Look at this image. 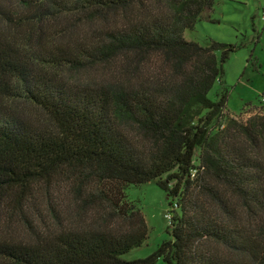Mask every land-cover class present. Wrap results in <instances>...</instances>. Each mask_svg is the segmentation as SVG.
I'll use <instances>...</instances> for the list:
<instances>
[{
	"label": "trees",
	"instance_id": "obj_1",
	"mask_svg": "<svg viewBox=\"0 0 264 264\" xmlns=\"http://www.w3.org/2000/svg\"><path fill=\"white\" fill-rule=\"evenodd\" d=\"M212 6L0 0V264H264V102L225 116L235 47L183 37ZM149 181L169 239L125 260Z\"/></svg>",
	"mask_w": 264,
	"mask_h": 264
},
{
	"label": "rangeland",
	"instance_id": "obj_2",
	"mask_svg": "<svg viewBox=\"0 0 264 264\" xmlns=\"http://www.w3.org/2000/svg\"><path fill=\"white\" fill-rule=\"evenodd\" d=\"M264 0H213V6L196 22L193 29L185 30L183 37L200 46L214 41L230 44L235 50L229 53L222 64L221 82H215L207 97L214 101L216 94L225 90V116L237 121L261 112V97L264 96ZM30 114V112H29ZM34 116V113H31ZM215 129V127H214ZM213 129V130H214ZM198 150H194L192 163L197 161ZM61 189V188H60ZM59 190V189H58ZM125 199L138 207L147 225L145 242L133 248L122 259L144 258L153 252L158 244L168 240V195L149 181L137 185H124ZM62 196V195H61ZM63 204L68 201L60 198ZM155 264H163L158 259Z\"/></svg>",
	"mask_w": 264,
	"mask_h": 264
},
{
	"label": "built area",
	"instance_id": "obj_3",
	"mask_svg": "<svg viewBox=\"0 0 264 264\" xmlns=\"http://www.w3.org/2000/svg\"><path fill=\"white\" fill-rule=\"evenodd\" d=\"M263 14H264V12H262V15H263ZM260 101H261V103L264 102V96L261 97ZM166 217H167V219L169 218L168 215H166Z\"/></svg>",
	"mask_w": 264,
	"mask_h": 264
}]
</instances>
